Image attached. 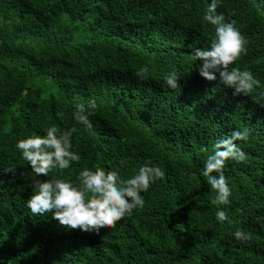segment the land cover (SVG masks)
<instances>
[{
    "label": "trees",
    "instance_id": "obj_1",
    "mask_svg": "<svg viewBox=\"0 0 264 264\" xmlns=\"http://www.w3.org/2000/svg\"><path fill=\"white\" fill-rule=\"evenodd\" d=\"M210 3L0 0V264H264V0H220L216 9L248 41L233 66L260 81L237 97L191 59L214 35L202 19ZM172 72L180 88L166 84ZM90 100L97 108L87 130L73 112ZM50 126L76 129L81 159L53 173L61 178L77 183L81 169L96 166L126 178L146 162L165 178L141 193L142 208L99 233L33 216L27 199L37 177L15 145ZM245 128L236 143L247 159L224 167L230 203L212 205L204 161L218 139ZM238 229L251 239L237 240Z\"/></svg>",
    "mask_w": 264,
    "mask_h": 264
},
{
    "label": "clouds",
    "instance_id": "obj_2",
    "mask_svg": "<svg viewBox=\"0 0 264 264\" xmlns=\"http://www.w3.org/2000/svg\"><path fill=\"white\" fill-rule=\"evenodd\" d=\"M219 4L220 0H211L202 17L203 21L214 26L209 46L194 48L191 59L202 61L199 74L203 78L216 80L218 73L219 82L232 90L233 97L249 96L260 87V81L250 70L233 66L242 55L247 54L248 41L235 26V20L226 22L224 14L217 13ZM148 73L149 68L145 65L139 69L137 76L147 79ZM179 79L180 75L172 72L165 77V82L171 89H176L180 88ZM261 96L264 97V93ZM260 106L264 107V103ZM96 108L95 100H90L87 106L78 103L73 117L87 130H91L93 125L89 117ZM75 131V128L61 131L56 126H50L45 129L44 135L33 134L17 141L16 148L37 177L32 181V194L27 199V207L33 216L51 213L67 229L99 233L102 228L115 227L121 219L130 216L134 209L142 208L145 200L141 193L147 192L156 180H163L165 172L151 162H146L126 178L118 170H105L100 166L81 169L77 183L61 178L59 173L81 159L79 154L72 151L71 137ZM248 135L247 128L233 130L231 135L218 139L214 151L207 155L203 176L215 193L211 199L212 205L230 203L231 188L224 167L229 160L239 163L247 159V154L236 141L246 140ZM5 171L15 173V168L10 167ZM40 176L48 179H38ZM216 218L221 222L229 219L227 212L219 208ZM234 237L239 241L251 239L241 229L235 231Z\"/></svg>",
    "mask_w": 264,
    "mask_h": 264
}]
</instances>
